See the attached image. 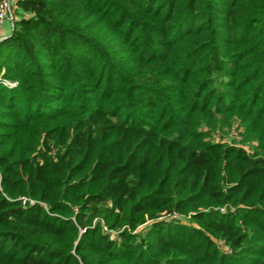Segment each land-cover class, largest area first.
Here are the masks:
<instances>
[{"label":"trees","instance_id":"16d2710c","mask_svg":"<svg viewBox=\"0 0 264 264\" xmlns=\"http://www.w3.org/2000/svg\"><path fill=\"white\" fill-rule=\"evenodd\" d=\"M16 3L0 264H264V0Z\"/></svg>","mask_w":264,"mask_h":264},{"label":"rangeland","instance_id":"374dc122","mask_svg":"<svg viewBox=\"0 0 264 264\" xmlns=\"http://www.w3.org/2000/svg\"><path fill=\"white\" fill-rule=\"evenodd\" d=\"M11 10L12 12H14V7L11 5ZM6 38V36H4L3 38L0 37V40ZM234 122H232L228 127L221 129V128H217L215 131L212 132L211 134V140H215V141H221L224 143H229V144H237V145H241L247 152V154H249L250 156H254L253 152H254V148L257 145L256 141H250V142H243V136L241 134V128L238 126V120H236L235 118L233 119ZM52 152H53V148H52ZM225 188V186H224ZM22 198V197H21ZM45 207V205H43ZM231 206V205H230ZM224 208V206H223ZM222 208V210H223ZM233 206L230 207V210H233ZM194 212H188V213H178V212H173V213H166L165 215H163L165 219H172V220H176L179 223H189V221L193 222L192 224L196 223L197 221H193L191 219V215ZM96 221V219L93 220V223ZM152 221L150 219H147V221L141 225H139L136 230H133L132 232H144L149 224ZM101 226H100V230L101 232H106L107 234H109L110 238H117L118 232L124 229L130 230L128 226L124 225L120 228H114V229H109L104 223L103 221H101ZM217 243L219 244V246H221V248L225 251H229L227 246H225L224 241L221 239H216Z\"/></svg>","mask_w":264,"mask_h":264},{"label":"built area","instance_id":"2783aa9c","mask_svg":"<svg viewBox=\"0 0 264 264\" xmlns=\"http://www.w3.org/2000/svg\"><path fill=\"white\" fill-rule=\"evenodd\" d=\"M13 21V14L11 10V3L10 0H1L0 2V25L3 23L4 20ZM22 204L25 205L26 202L32 204L34 201L31 199H27L25 197L21 198ZM222 210V208H221Z\"/></svg>","mask_w":264,"mask_h":264},{"label":"crops","instance_id":"0c3cea01","mask_svg":"<svg viewBox=\"0 0 264 264\" xmlns=\"http://www.w3.org/2000/svg\"><path fill=\"white\" fill-rule=\"evenodd\" d=\"M11 5L14 8H17V3L16 0H10ZM10 21L9 20H4L3 23L0 25V37L3 38L4 36H7L10 33Z\"/></svg>","mask_w":264,"mask_h":264}]
</instances>
